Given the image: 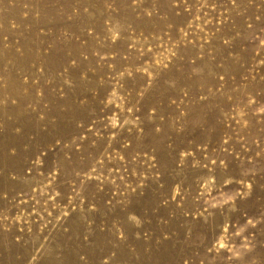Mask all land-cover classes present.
Segmentation results:
<instances>
[{
	"label": "rangeland",
	"instance_id": "obj_1",
	"mask_svg": "<svg viewBox=\"0 0 264 264\" xmlns=\"http://www.w3.org/2000/svg\"><path fill=\"white\" fill-rule=\"evenodd\" d=\"M0 264H264V0H0Z\"/></svg>",
	"mask_w": 264,
	"mask_h": 264
}]
</instances>
